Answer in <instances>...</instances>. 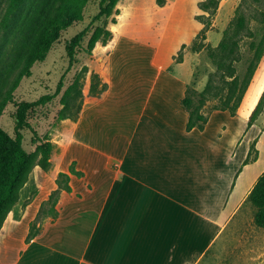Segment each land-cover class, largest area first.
<instances>
[{"label": "crops", "instance_id": "0c3cea01", "mask_svg": "<svg viewBox=\"0 0 264 264\" xmlns=\"http://www.w3.org/2000/svg\"><path fill=\"white\" fill-rule=\"evenodd\" d=\"M187 2L164 0L153 19L118 22L101 46L104 58L89 68L107 88L82 104L75 121L62 120L59 153L35 180L34 202L3 223L0 264H233L234 215L264 171L256 170L264 133L227 110L203 112V129H186L189 77L172 55L202 28L185 18ZM185 65L177 64L188 72ZM254 139L256 158L245 163ZM73 162L82 176L70 175L57 217L26 240L37 204Z\"/></svg>", "mask_w": 264, "mask_h": 264}, {"label": "rangeland", "instance_id": "374dc122", "mask_svg": "<svg viewBox=\"0 0 264 264\" xmlns=\"http://www.w3.org/2000/svg\"><path fill=\"white\" fill-rule=\"evenodd\" d=\"M206 1L190 0L187 2L188 9L185 16V18L192 17L195 22L202 25L197 33L198 35L202 31L205 35V39L197 37V43L201 45L202 50L198 52L191 50V44L196 39V35L192 42L188 45L184 44V48L181 46L172 55L176 71L185 72L186 78L189 77V87L195 89L196 93L201 92L208 76L216 71V65L210 58V53L218 46L222 39V33L226 30H233L232 28L239 17L242 16L245 23V28L240 31V40L238 41L239 60L235 63L236 74L240 79L245 78L256 55V47L259 49L264 44V0H212L213 2L208 3L209 8L204 10L201 4ZM99 2L100 0H88L82 10L81 19L63 30L59 41L52 46L44 60L35 62L26 74L23 71L21 55L31 31L45 9L46 0H28L15 16L6 20L8 0H0V107H3L0 115V127L13 137L17 104L21 102L36 103L43 99L41 104L36 105L28 113L29 128L22 131L23 147L27 152L35 151L34 139L38 141L48 138L53 144L51 156L54 154L56 157L59 151L55 145L57 142L62 143L65 132L60 116L66 117L65 119L69 121H75L82 104L90 98H98L103 93L95 94L90 91L91 75L96 72L95 70L90 72L89 68H94L98 59L104 58L101 48L103 43L101 42L95 45L91 53L86 50L90 32L95 26L107 28L113 37L118 22L124 25H137L140 21H147L149 16L153 19L154 5L162 4L164 0H123L120 2V6L127 10L124 11L121 18L119 16L121 10L116 6L119 11L118 15L95 20V16L99 12ZM185 3L183 2L181 7H184ZM149 26L153 32L155 26L153 24ZM85 29L90 32L79 47H76L74 58L70 60L66 47L76 34ZM112 37L108 42L112 40ZM179 63H185L188 72L177 66ZM99 79L101 81L100 76ZM215 79L217 82V78ZM101 83L103 82L101 81ZM67 89H69V95L65 97L64 102L62 97ZM263 91L264 52L251 77L249 86L243 94L237 114L248 117ZM193 97V100L197 101V95H193ZM215 106H217L216 99L209 97L203 112H211ZM253 124L259 134L264 133V100L261 112ZM256 142L254 139L250 143V162L254 161L257 155ZM54 161L56 160L54 159ZM263 168L264 160L257 164L256 170ZM51 169L52 167H49L47 171H43L38 166L33 168L28 181L20 191L17 204L10 211L11 214H8L9 217L13 213L15 219L20 218L26 206L32 205L39 191V185L35 183V180L40 178L43 173L48 174ZM48 197L37 204L40 205V208L33 221L34 230L41 228L47 218H54L53 213L48 212L50 204L45 203ZM42 205H45L43 210ZM254 212V206L247 201L234 215V219L239 221V224L236 222L233 227L235 233L233 264H264V228L254 224Z\"/></svg>", "mask_w": 264, "mask_h": 264}, {"label": "trees", "instance_id": "16d2710c", "mask_svg": "<svg viewBox=\"0 0 264 264\" xmlns=\"http://www.w3.org/2000/svg\"><path fill=\"white\" fill-rule=\"evenodd\" d=\"M28 0H8L6 7L5 20L15 16L27 3ZM119 0H100L99 12L95 16V20L102 17H110L118 15L119 11L116 5ZM88 0H46L45 9L38 18L37 23L30 33L26 46L21 55V61L24 65L23 71L27 74L30 67L37 61H43L52 46L59 41L63 30L71 26L74 22L82 17V10ZM213 2L207 0L201 6L204 10L209 8L208 3ZM115 19L113 20V23ZM245 28L243 17H239L233 30H226L222 33V39L216 49L210 53V58L216 65V71L210 74L207 81L201 90L196 93L195 89L186 87V93L182 100V104L188 112L187 130L192 128L203 129L207 117L203 113V108L208 101V98H214L217 101V106L214 110L229 111L232 115H236L241 104L243 94L246 92L251 77L256 70L262 54L264 52V44L258 49L256 47V55L250 64L244 79H240L236 74L235 63L238 62L239 36L240 31ZM90 31L82 30L67 45V55L70 60H73L76 47H79L81 42ZM88 40L87 52L91 53L98 42L106 44L111 39L112 33L107 28L95 26L90 32ZM199 39H205L202 31L196 36L191 44V50L198 52L202 47L197 43ZM185 45H182L184 48ZM217 78V82L215 81ZM229 78V79H227ZM100 85V87H99ZM107 86L101 83L98 74L91 75L90 91L95 94H101L106 90ZM226 89V90H225ZM226 91V93H225ZM192 94V95H191ZM69 95L67 89L63 95L62 101L65 102V97ZM193 95H197V101H194ZM264 100V91L260 99L248 115V126H251L261 112V105ZM43 102L40 99L36 103L21 102L17 104L15 112V127L14 136H10L0 127V230L5 219L10 211L17 204L19 194L22 188L28 181V177L35 166H38L43 171H47L50 167V157L53 149V144L46 139H39L35 141L36 149L34 152H27L23 147V133L22 131L29 128L27 122L28 113L36 106ZM3 107H0V115ZM66 117L60 116V119ZM248 159L245 161L247 163ZM70 175L77 177L82 176V173L75 169L73 162L68 172H59L55 180L57 188L49 195L46 204H50L48 212L53 213V217H57L55 205L57 203L61 190L66 192L71 191L69 186ZM247 200L254 206L255 212L253 216L254 224L257 227L264 228V171L258 177L256 183L251 189ZM44 203V204H45ZM42 205V210H43ZM34 223L30 225V230L26 240H31L38 232L34 230Z\"/></svg>", "mask_w": 264, "mask_h": 264}]
</instances>
